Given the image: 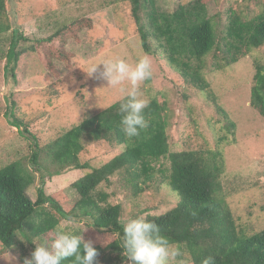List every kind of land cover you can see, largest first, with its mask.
Returning a JSON list of instances; mask_svg holds the SVG:
<instances>
[{"label":"trees","instance_id":"1","mask_svg":"<svg viewBox=\"0 0 264 264\" xmlns=\"http://www.w3.org/2000/svg\"><path fill=\"white\" fill-rule=\"evenodd\" d=\"M124 1L129 5L143 51L162 53L184 82L200 91L209 92L210 88L203 74L206 56L213 54V67L219 70L238 62L252 49L264 46V11L245 19L233 9L229 11L227 24L218 25L208 15L207 0H189L173 11L160 8L157 0ZM6 6L7 0H0V36L12 28L4 17ZM93 26V18L77 16L58 24L51 35L37 40L29 49L40 51L44 63L52 70H55V59L70 65L74 54L67 49L68 42L71 39L80 41V33ZM20 38L23 37L13 34L10 40L6 53L7 77H15L19 58L27 51L24 47L20 49ZM253 81L250 105L264 118L263 64H257ZM208 95L215 99L214 95ZM124 98L44 145L33 137L22 116L15 113V102L8 100L6 116L9 122L22 128L23 136L28 134L34 138V149L27 159H17L0 168V242L4 248L18 250L24 264L37 245L51 246L54 230L63 221H85L115 234V238L106 244L92 243L98 252L97 264H127L121 247L123 205L110 202L111 194L101 188L117 176L135 196L153 187L160 189L162 185L178 196L171 209L144 218L154 221L161 235L179 249L177 261L202 264L211 256L214 264H264V228L248 232L237 222L224 196L220 195L225 169L220 146L228 141V134L218 138L216 149L172 151L166 107L153 98L144 109L148 127L138 137L128 138L122 131L119 111ZM216 109L225 121L227 132L234 134L236 123L217 104ZM101 140L124 148L99 166L83 162L80 154L86 143ZM162 158L169 159V167L156 166ZM71 169H90L71 184L75 189L73 196L64 190L46 192L47 178ZM37 174L39 186L37 198L33 200L28 190L35 183ZM70 233L81 234L85 241H90L81 229ZM62 264H74V258L64 260Z\"/></svg>","mask_w":264,"mask_h":264},{"label":"rangeland","instance_id":"2","mask_svg":"<svg viewBox=\"0 0 264 264\" xmlns=\"http://www.w3.org/2000/svg\"><path fill=\"white\" fill-rule=\"evenodd\" d=\"M187 1L157 0V3L163 10L173 11ZM233 9L250 19L264 11V0H207L208 15L218 25L227 24L229 11ZM77 16L93 18V28L84 29L80 41L71 39L68 42L67 49L74 54L70 65L55 59V70L48 68L40 51L29 49V46L51 35L58 24ZM4 17L12 28L0 36V168L11 161L27 159L34 149V138L44 145L126 96L130 83L108 86L100 75L102 65L100 72L88 76L91 64L123 59L135 65L146 56L151 61L152 77L142 82L139 90L143 98L149 101L156 98L165 105L171 150L216 149L218 138L228 134V141L220 146L225 158L220 195L224 196L237 222L248 232L264 228V118L250 105L256 66L258 63L264 65V46L252 49L238 62L219 70L213 67V54L206 56L203 74L210 85L208 92L187 85L162 53L143 51L129 5L124 0H7ZM13 34L23 37L19 39V47L27 51L19 58L15 77H7L6 53ZM9 99L15 102V113L22 116L34 138L28 134L23 136L22 128L9 122L6 116ZM216 104L236 123L234 134L225 129V121ZM123 148V145L104 140L92 141L86 143L80 156L83 162L99 166ZM160 164L169 167V159L162 158L156 166ZM88 171L90 169H71L47 178L46 192L64 190L73 196L75 189L71 184ZM111 180L101 188L111 194L110 202L123 205L124 223L165 212L179 199L165 185L135 196L117 176ZM38 186L37 174L28 190L33 200L37 198ZM58 229L69 233L81 229L97 244H106L115 238L108 229L90 226L85 221H63ZM20 255L18 250L5 249L0 242V264H22ZM173 264L192 263L175 260Z\"/></svg>","mask_w":264,"mask_h":264},{"label":"clouds","instance_id":"3","mask_svg":"<svg viewBox=\"0 0 264 264\" xmlns=\"http://www.w3.org/2000/svg\"><path fill=\"white\" fill-rule=\"evenodd\" d=\"M97 72H100L108 86L116 87L125 81L130 83L131 88L120 104L121 128L126 137H138L148 127L144 109L150 101L143 98L139 85L152 77L150 59L145 56L135 65L123 59L102 60L91 64L87 74L93 76ZM121 247L128 264H173L180 255L179 249L166 236L161 235L159 226L143 218L130 219L124 223ZM97 256V249L92 242L85 241L81 234L55 229L51 246L37 245L31 258H25L24 264H62L69 258H74V264H97ZM202 264H214L213 257L205 258Z\"/></svg>","mask_w":264,"mask_h":264}]
</instances>
